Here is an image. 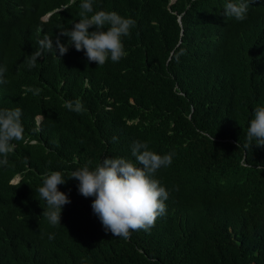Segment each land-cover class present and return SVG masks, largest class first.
<instances>
[{
    "label": "trees",
    "instance_id": "16d2710c",
    "mask_svg": "<svg viewBox=\"0 0 264 264\" xmlns=\"http://www.w3.org/2000/svg\"><path fill=\"white\" fill-rule=\"evenodd\" d=\"M92 2L136 21L118 62L98 66L61 35L82 0H0V110L20 108L25 129L0 165V264H264V146L246 140L264 107V0L243 21L224 16L227 0ZM45 36L54 48L29 69ZM75 100L85 111L65 107ZM134 142L174 156L153 177L169 192L166 214L125 239L70 178L105 158L136 163ZM55 171L71 203L52 226L36 189Z\"/></svg>",
    "mask_w": 264,
    "mask_h": 264
},
{
    "label": "clouds",
    "instance_id": "9594fccd",
    "mask_svg": "<svg viewBox=\"0 0 264 264\" xmlns=\"http://www.w3.org/2000/svg\"><path fill=\"white\" fill-rule=\"evenodd\" d=\"M252 0H227L224 5V16L243 21ZM80 15L82 19L74 23L70 30L61 32L69 37V44L74 45L77 51L84 50L90 62L103 66L110 58L118 62L127 53L122 44V37L130 35L136 21L123 18L116 12L95 11L92 0H82ZM87 14H91L90 16ZM45 15H48L45 14ZM95 31L89 32L90 28ZM51 38L45 36L40 41V49L26 57L24 63L29 69L37 64L38 57L43 55L42 50L49 52L53 49ZM56 53L62 57L68 47L57 39ZM6 67H0V83H7L4 78ZM31 90V89H30ZM39 89L34 91L38 94ZM65 107L70 111L82 113L85 111L80 100L67 101ZM22 110H0V165L8 164V154L12 153L15 144L12 141L24 139L25 129L22 126ZM117 138L113 137V141ZM246 140L249 144L255 140L258 146H264V107H256L250 121ZM136 163L125 158H105L94 170L85 164L72 172L70 179L79 181V193L87 197H95L92 202L93 213L99 217L106 231L115 237L129 238L132 231H149L158 217L166 214L165 201L169 192L160 182L154 179L156 172L162 167L172 164L173 152L163 156L149 150L146 142H134L131 148ZM17 178L14 177L12 181ZM66 183L59 171L45 173L43 186L36 189L39 196L46 202V209L42 216L46 217L52 226L61 225L62 206L71 203L65 193L58 191V185ZM50 240L54 234H49Z\"/></svg>",
    "mask_w": 264,
    "mask_h": 264
},
{
    "label": "water",
    "instance_id": "95a60500",
    "mask_svg": "<svg viewBox=\"0 0 264 264\" xmlns=\"http://www.w3.org/2000/svg\"><path fill=\"white\" fill-rule=\"evenodd\" d=\"M47 16H48V15H43V16L41 17V19H45Z\"/></svg>",
    "mask_w": 264,
    "mask_h": 264
}]
</instances>
